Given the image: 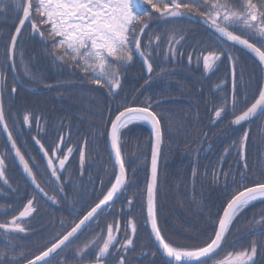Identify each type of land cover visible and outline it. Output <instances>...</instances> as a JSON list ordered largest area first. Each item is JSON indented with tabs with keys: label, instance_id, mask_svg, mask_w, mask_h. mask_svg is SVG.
<instances>
[{
	"label": "trees",
	"instance_id": "trees-1",
	"mask_svg": "<svg viewBox=\"0 0 264 264\" xmlns=\"http://www.w3.org/2000/svg\"><path fill=\"white\" fill-rule=\"evenodd\" d=\"M0 6L7 8L0 13L5 119L38 184L48 198L55 197V202L42 197L29 183L0 128V154L5 157V175L0 178V224L16 217L29 200H34L36 209L21 221L24 233L12 232L6 239L0 229V252L5 254L0 259L4 264H23L46 250L107 194L117 175L108 134L111 121L125 106L151 104L161 117L156 215L166 240L176 245L202 246L213 238L217 221L232 196L244 187L264 182V115L234 126L230 112L233 65L236 114L258 98L259 89L264 87V67L254 55L231 42L221 47L210 25L198 17L165 19L153 12L141 37L142 50L149 56L153 72L147 75L134 54L133 61L120 71V89L109 96L101 89L79 83L91 79L80 69L54 59L48 47L51 41L40 39L28 23L21 30L14 54L15 68L24 85L20 86L7 54L22 12L15 9V0H3ZM235 31L259 46V41L242 29ZM210 52L220 58L206 69L203 57ZM57 83L62 84L49 87ZM11 87L16 88L15 93ZM220 107L225 111L217 119L215 111ZM25 116L29 117L28 123ZM245 132L248 138L242 155L240 141ZM153 138L152 129L144 122L121 130V151L127 169L124 191L51 264L95 260L107 239L109 225L114 227L113 233L118 225L125 241L139 233L149 236L146 198ZM36 140L54 163L63 158L67 147L73 148L65 170L59 173V183L50 175ZM80 151L84 153L82 165ZM129 221L136 225L134 237ZM137 243L133 242V247ZM253 243L257 246L255 264H264V199L250 203L235 217L216 257L234 255ZM85 245L90 247L81 256L79 250ZM106 264L112 263L107 260Z\"/></svg>",
	"mask_w": 264,
	"mask_h": 264
},
{
	"label": "snow or ice",
	"instance_id": "snow-or-ice-1",
	"mask_svg": "<svg viewBox=\"0 0 264 264\" xmlns=\"http://www.w3.org/2000/svg\"><path fill=\"white\" fill-rule=\"evenodd\" d=\"M3 0H0L2 5ZM140 7L137 9L136 6ZM15 9L22 12V17L18 19V26L15 28V34L11 36L7 59L15 63L14 54L17 39L21 34V29L27 22L34 34L44 40H50V54L58 61L70 64L80 69L91 83L101 88H107L110 92L120 89V71L133 61L134 54L138 53L144 60L146 70L149 74L153 72L152 62L142 51L141 37L152 14L157 13L165 19L180 17H198L205 24L218 34L221 47L225 42H231L232 45H240L254 53L261 64H264V0L254 2V0H15ZM7 10L6 6H0V13ZM139 25V28L137 26ZM243 30L252 38L259 41L250 42L249 38L236 34L235 30ZM159 40V37H156ZM174 39V37H173ZM151 45V40H149ZM220 55H225L221 52ZM220 56L210 52L203 57L204 67L211 68V63L219 59ZM191 59V57H189ZM3 73L0 72V89H2ZM235 66L233 65V96L231 114L234 116L232 123L240 125L250 121L259 115H264V87L259 89L258 98L246 110L236 114L237 96L235 92ZM11 92L15 93L16 88L11 87ZM246 100V97H244ZM225 111L220 107L215 111V117L219 119ZM24 121L29 122V117L25 116ZM135 122H147L151 125L154 134V146L151 158V182L147 188V215L151 222V231L154 234L155 241L169 259V264H210L213 254L221 248L225 236L235 217L250 203L257 199H264V182L255 184L252 187H244L243 190L234 194L223 210V215L217 221V228L214 231L213 238L206 241L202 246L188 247L176 245L165 239L157 223L155 194L158 176V156L162 144L163 129L161 127V117L152 110L151 104L145 106H125L115 119L111 121L110 142L114 153L115 163L118 166V174L115 176V182L99 201L78 223L71 227L61 238L56 240L42 250L34 258L28 259L27 264H51V260L58 255V250H63L71 243V238L81 232L82 227L89 225L86 222L92 220L102 206H110L109 202L122 194V189L126 185V165L121 151V130ZM0 127L3 128L10 142L11 149L15 157L19 159L24 172L31 178L32 183L45 197L48 193L36 182V176L29 166L28 161L20 151L13 138L12 131L9 129L5 119L3 93L0 90ZM248 133L245 132L240 141V150L246 146ZM61 140L63 138L61 137ZM47 158V167L50 169V175L56 182L60 181V172L65 169V164L73 153L72 147H67L66 154L62 159H58L57 164L53 163V158L48 156L44 146L39 140L35 141ZM59 146L57 145V149ZM79 159L81 165L84 162V153L80 151ZM247 168V164H245ZM5 175V157L0 154V178ZM7 183V180H4ZM63 192V187H59ZM55 202V197H49ZM129 205L131 200L128 201ZM33 200H29L23 211L18 217H13L8 223L0 224V229L6 239L12 232L24 233L26 228L21 221L35 212ZM130 230L134 237L136 225L129 221ZM116 231L119 232L117 225ZM115 237L113 227H107V240L102 247L98 249L96 264H100L101 259L109 255V249L113 245ZM94 243V241L92 242ZM8 245H11V239H8ZM133 245V238L126 239L124 248ZM90 247L85 245L79 250L82 256ZM257 246L255 243L250 245L249 249L237 252L234 255L229 253L227 257L217 264H255ZM5 254L0 252V257ZM15 259V258H13ZM0 264L4 261L0 259ZM16 264H19L17 261ZM117 264H125L124 257H119Z\"/></svg>",
	"mask_w": 264,
	"mask_h": 264
},
{
	"label": "flooded vegetation",
	"instance_id": "flooded-vegetation-1",
	"mask_svg": "<svg viewBox=\"0 0 264 264\" xmlns=\"http://www.w3.org/2000/svg\"><path fill=\"white\" fill-rule=\"evenodd\" d=\"M79 83H86L88 85H91V82H79ZM41 154H42V151H41ZM68 162H69V159H68ZM68 162H67V164H68ZM54 164H58V161ZM108 208H106V209H108ZM93 221H91L90 223H92ZM113 229H114V227H113ZM113 235L115 237V241L109 249L110 254L107 255L105 258H102L100 264H106L107 260H109L110 263H112V264H117L119 257H124L125 264H169V259L161 251V249L159 248V246L157 245V243L153 239L151 233H149V236L146 234L147 237H143L144 233L137 234L133 238V242H138V243L134 247H133V245L129 246L127 249L123 247V245L126 242L125 238H124V233H120V230H119V232L116 231L115 233H113ZM75 241L73 243H75ZM97 255H96L95 260H93L92 262L80 263V264H96ZM225 258L226 257H224L222 259H218L217 257H214L210 261V264H216L218 261H221ZM73 264H79V263H73Z\"/></svg>",
	"mask_w": 264,
	"mask_h": 264
},
{
	"label": "water",
	"instance_id": "water-1",
	"mask_svg": "<svg viewBox=\"0 0 264 264\" xmlns=\"http://www.w3.org/2000/svg\"><path fill=\"white\" fill-rule=\"evenodd\" d=\"M27 23V22H26ZM25 23V24H26ZM22 30V29H21ZM14 34H15V32H14ZM13 34V35H14ZM38 36V35H37ZM39 37V36H38ZM40 39H42L41 37H39ZM236 46H238V47H240V48H242V49H244L245 51H248L249 53H251L249 50H247V49H245L244 47H242V46H240V45H236ZM252 55H254L255 56V54L254 53H251ZM135 55H136V57L141 61V63H142V65H143V67H144V69H145V71H146V73H147V75H150L148 72H147V70H146V66H145V64H144V60H143V58H141V56L138 54V53H135ZM256 57V56H255ZM257 58V57H256ZM258 59V58H257ZM259 60V59H258ZM263 65V67H264V64H262ZM10 67H11V70H12V72H13V74H14V76H15V78H16V80H17V82L19 83V85H21L22 86V83H21V81H20V79H19V77H18V75H17V72H16V69H15V64H13V63H11L10 62ZM0 72H1V67H0ZM120 80H121V78H120ZM95 87H97V86H95ZM97 88H100V87H97ZM100 89H102V88H100ZM0 90H2V89H0ZM108 95H111V93L109 92V91H107V90H104ZM117 92V90H115L114 92H112L113 94H115ZM259 116H261V115H257L256 117H254V118H252L250 121H252L253 119H255V118H257V117H259ZM250 121H247V122H250ZM247 122H244V123H242V124H245V123H247ZM233 124V123H232ZM242 124H240V125H242ZM234 125V124H233ZM234 126H238V125H234ZM1 129L3 130V128L1 127ZM3 133H4V136H5V138H6V140H7V136H6V134H5V132L3 131ZM153 137H154V134H153ZM7 142H8V144H9V147H10V149H11V145H10V142L7 140ZM154 143H155V140H154V138H153V146H154ZM108 145H109V151H110V154H111V157H112V159H113V162H114V164H115V167H116V169H117V173H118V166L116 165V163H115V157H114V153H113V151H112V149H111V142H110V131H109V136H108ZM161 147H162V144H161V146H160V152H159V156H158V167H159V160H160V153H161ZM42 151V150H41ZM11 152H12V154H13V157H14V159H15V161H16V163H17V165L19 166V168H20V170H21V172L23 173V175L26 177V179L31 183V185L39 192V190L35 187V185L32 183V180H31V178L27 175V173H25L24 172V169H23V166H22V164L20 163V161H19V159L18 158H16L15 157V153H14V151L11 149ZM42 155L44 156V154H43V151H42ZM49 156V155H48ZM44 158H45V160H46V163H47V158L44 156ZM68 162V161H67ZM67 162H66V164H65V167H66V165H67ZM57 166H58V164H57ZM64 171V170H63ZM126 177H127V175H126ZM157 179H158V176H157ZM37 182V181H36ZM126 182H127V179H126ZM150 182H151V173H150ZM149 182V183H150ZM156 188H157V186H156ZM124 189H122V191H123ZM40 193V192H39ZM42 196H44L42 193H40ZM121 195V193H118L117 194V196L116 197H114V199L112 200V201H110L109 202V205H112L113 204V202H115L117 199H118V197ZM45 197V196H44ZM47 198V197H46ZM258 200V199H257ZM147 201H148V196H147V198H146V205H147ZM109 206H102V210H98V212H97V214L92 218V220L91 221H93L102 211H104L106 208H108ZM32 214V213H31ZM19 216V215H18ZM17 216V217H18ZM30 216V215H29ZM28 216V217H29ZM28 217H26V218H28ZM26 218H24V219H26ZM147 219H148V224H149V228H150V231H151V222H150V218L148 217V215H147ZM91 221H89V222H86V224H88L89 225V223L91 222ZM85 230V228H83L82 227V230H81V232H78L77 233V235L75 236V237H73V238H71V243L68 245V246H70L72 243H73V241H75L77 238H78V236L83 232ZM151 234H152V236H153V238H154V234L152 233V231H151ZM154 240H155V238H154ZM156 243H157V245L159 246V244H158V242L157 241H155ZM67 246V247H68ZM67 247H63L62 246V249L63 250H58V253L60 254V253H62ZM160 248V247H159ZM161 249V248H160ZM161 251L163 252V250L161 249ZM218 251H219V249L217 250V253H218ZM217 253H215V254H213V257L217 254ZM58 254V255H59ZM57 256V255H56ZM55 256V257H56ZM27 264V263H26ZM217 264V263H216Z\"/></svg>",
	"mask_w": 264,
	"mask_h": 264
},
{
	"label": "bare ground",
	"instance_id": "bare-ground-1",
	"mask_svg": "<svg viewBox=\"0 0 264 264\" xmlns=\"http://www.w3.org/2000/svg\"><path fill=\"white\" fill-rule=\"evenodd\" d=\"M146 124H148L147 122H145ZM149 126H151L150 124H148Z\"/></svg>",
	"mask_w": 264,
	"mask_h": 264
}]
</instances>
